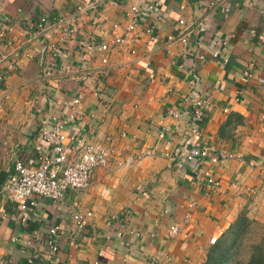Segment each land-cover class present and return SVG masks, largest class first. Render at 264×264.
Wrapping results in <instances>:
<instances>
[{"label": "crops", "instance_id": "obj_1", "mask_svg": "<svg viewBox=\"0 0 264 264\" xmlns=\"http://www.w3.org/2000/svg\"><path fill=\"white\" fill-rule=\"evenodd\" d=\"M86 1L0 0V50L7 58L0 71L12 64L0 78V187L16 159L42 147L41 117L68 114L65 102L79 90L84 114L69 122L68 133L83 143L113 141L108 167L93 169L86 187L68 189L60 203L26 198L25 222L18 220L17 203L0 192V258L3 264L27 263L20 248L29 241L33 260L27 264H120L124 255L125 264H201L210 236L222 234L241 212L264 225V86L256 80L264 79V0H160L152 36L138 30L113 45L107 65L97 54L81 62L77 42L108 41L111 25L124 22L126 0H104L101 12L77 14ZM72 14L75 29L64 40L62 26L24 31L42 17L53 23ZM51 42L67 57H53L46 49ZM47 69L53 71L47 75ZM245 70L253 75L242 81ZM185 96L208 99L199 141L241 160L176 168L165 152L189 144V115L176 119L167 110L190 112ZM162 125L168 131L158 138ZM67 149L77 160L83 148L70 141ZM129 157L138 159L129 166ZM207 165L219 180L216 188L203 179ZM85 210L92 212L85 238L74 247L69 240L79 232L71 213ZM173 223L179 232L168 236ZM54 224L59 249L51 252L46 237Z\"/></svg>", "mask_w": 264, "mask_h": 264}, {"label": "built area", "instance_id": "obj_2", "mask_svg": "<svg viewBox=\"0 0 264 264\" xmlns=\"http://www.w3.org/2000/svg\"><path fill=\"white\" fill-rule=\"evenodd\" d=\"M104 0H88L84 4H80L76 7L77 14L84 13L88 10L101 12L103 8ZM123 0H107V3L120 4ZM160 0H126L124 11V22L119 24L114 22L109 30L110 39L108 41L94 42L92 40H79L77 46L79 49V58L81 62H87L92 58V54L99 56L100 63L107 65L109 62V51L113 45L122 44L125 38L133 37L138 30H142L145 34L152 36L154 30L155 21L161 17L162 8ZM151 19V23H146L147 19ZM73 14L66 17H57L53 19L51 23L46 17H42L35 24L34 29H25L27 33H43L48 29L50 25L62 26L61 40H64L66 35L72 33L75 29ZM183 23V20H180ZM252 32L253 30L250 29ZM172 35L167 36V40H173ZM182 46L187 45V38L184 35L177 37ZM46 49L51 53L53 57H67L68 52L64 51L62 47L57 43H49L46 45ZM217 55V53H214ZM7 60L5 54L0 50V66ZM8 68H3L0 71V78L6 74L9 69L12 68V64L8 65ZM53 71L47 69L46 74L49 75ZM101 73L104 76L108 75V68H103ZM252 71L245 70L241 75L242 81H247L252 77ZM258 83L264 86V79L257 78ZM82 91L79 90L75 95L71 96L66 106L70 107L68 114L59 116L57 114H47L41 117L38 129V139L45 148L37 147L36 155L30 158L16 159L13 163L6 180L0 187V192L8 197L11 201L17 203L20 214H18V220L20 222L27 221L30 213V209L26 205L24 200L31 198V196H39L47 198L54 203H60L65 199V192L68 189H82L88 185V178L90 172L95 168H107L109 165L110 157L113 152V141L108 139L104 142L96 143H83L79 137L73 136L68 133L67 127L69 122L74 123L80 119L83 114V108L81 106ZM183 101L191 100L190 112L183 108H169L167 114L170 117L176 119H186L187 130L191 135V140L187 146L176 147L173 150L166 151L165 155L172 160L176 168H182L186 164H194L195 167H203L204 164L216 165L222 161L230 159L241 160L242 156L233 151H229L224 147H211L210 145H204L199 141L200 129L199 122L201 121L204 110L208 105L207 97L194 96L188 99V96L182 98ZM168 129L162 125L158 131V138L165 135ZM72 141L75 144L80 145L82 149L77 160L68 155L67 145ZM154 153L152 150H147L146 155ZM141 158V157H139ZM138 159V158H135ZM135 159L129 157L126 160V164L131 166L135 163ZM261 161L264 163V154L261 157ZM255 161H249V166H254ZM203 179L207 187L216 188L219 186V180L215 177L214 172L210 166L201 170ZM31 204H34L31 201ZM92 214L91 211H76L71 213V219L79 232L78 241L76 238H71L70 244L74 247L79 246L80 239L83 240L85 235L82 231L85 228L86 221ZM58 225H51L47 229L46 242L51 252H56L59 249L58 241L55 240L57 236ZM179 232V227L176 223L171 224L168 227L167 235L173 236ZM77 234V233H76ZM77 234V235H78ZM119 235V233H117ZM74 236V235H73ZM106 236L105 238H108ZM17 238L14 237L13 240ZM218 240L216 235H212L209 238V244H215ZM31 245L29 241H26L20 251L27 256V263L32 262L33 258L28 254V247ZM124 247L129 246L128 242H124ZM126 255L120 259V264H125ZM3 259L0 258V264H3ZM97 262H94L96 264Z\"/></svg>", "mask_w": 264, "mask_h": 264}, {"label": "rangeland", "instance_id": "obj_3", "mask_svg": "<svg viewBox=\"0 0 264 264\" xmlns=\"http://www.w3.org/2000/svg\"><path fill=\"white\" fill-rule=\"evenodd\" d=\"M244 215L246 225L241 237L235 243L227 239L223 253L217 255L224 258H221V264H264V225L250 219L246 213ZM210 246L205 248V259L201 264H205Z\"/></svg>", "mask_w": 264, "mask_h": 264}, {"label": "trees", "instance_id": "obj_4", "mask_svg": "<svg viewBox=\"0 0 264 264\" xmlns=\"http://www.w3.org/2000/svg\"><path fill=\"white\" fill-rule=\"evenodd\" d=\"M244 212H241L237 215L234 221L228 226V228L218 236V240L215 244H211L209 256L205 261V264H221L223 257L217 256L224 251V244L227 239L232 240V243H235L244 231L246 225V216ZM27 264V263H24Z\"/></svg>", "mask_w": 264, "mask_h": 264}]
</instances>
